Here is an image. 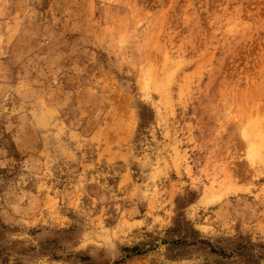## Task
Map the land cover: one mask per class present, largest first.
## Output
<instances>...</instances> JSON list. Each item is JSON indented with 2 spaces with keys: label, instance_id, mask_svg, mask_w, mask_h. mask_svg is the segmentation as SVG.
<instances>
[{
  "label": "rangeland",
  "instance_id": "1",
  "mask_svg": "<svg viewBox=\"0 0 264 264\" xmlns=\"http://www.w3.org/2000/svg\"><path fill=\"white\" fill-rule=\"evenodd\" d=\"M0 264H264V0H0Z\"/></svg>",
  "mask_w": 264,
  "mask_h": 264
}]
</instances>
